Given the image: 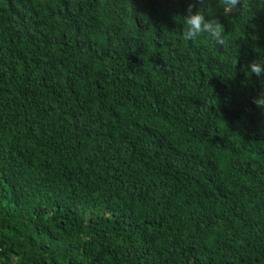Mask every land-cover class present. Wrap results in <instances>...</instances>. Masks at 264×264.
<instances>
[{
  "label": "trees",
  "instance_id": "1",
  "mask_svg": "<svg viewBox=\"0 0 264 264\" xmlns=\"http://www.w3.org/2000/svg\"><path fill=\"white\" fill-rule=\"evenodd\" d=\"M189 2L0 0V264H264V11Z\"/></svg>",
  "mask_w": 264,
  "mask_h": 264
},
{
  "label": "clouds",
  "instance_id": "2",
  "mask_svg": "<svg viewBox=\"0 0 264 264\" xmlns=\"http://www.w3.org/2000/svg\"><path fill=\"white\" fill-rule=\"evenodd\" d=\"M197 2L205 5L208 16L212 18L208 20L205 19V9H198L193 12L195 5L189 2L186 8L187 15L181 17L183 26L181 34L182 39L196 43L201 36H206L214 43L224 46L228 42L225 27L215 18V10L212 7L213 0H197ZM215 2L218 8L223 9V14L226 16L233 12L240 11L238 5L241 4V0H215ZM250 4H254L257 10L264 11V0H249L247 5L248 8H250ZM253 39H255V37H253ZM254 51L264 55V50L260 48H254ZM245 71L248 75L255 74L257 77L264 76V59L253 61L246 65ZM253 103L258 108L264 110V91H262L258 97L253 98Z\"/></svg>",
  "mask_w": 264,
  "mask_h": 264
}]
</instances>
